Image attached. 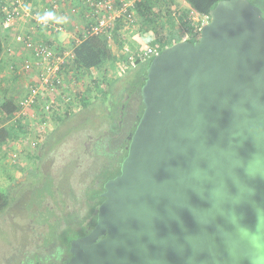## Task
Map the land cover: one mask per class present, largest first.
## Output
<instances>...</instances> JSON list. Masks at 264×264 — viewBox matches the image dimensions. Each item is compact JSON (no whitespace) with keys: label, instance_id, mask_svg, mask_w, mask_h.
Wrapping results in <instances>:
<instances>
[{"label":"water","instance_id":"water-1","mask_svg":"<svg viewBox=\"0 0 264 264\" xmlns=\"http://www.w3.org/2000/svg\"><path fill=\"white\" fill-rule=\"evenodd\" d=\"M155 54L121 172L65 264H264V4Z\"/></svg>","mask_w":264,"mask_h":264},{"label":"rangeland","instance_id":"rangeland-1","mask_svg":"<svg viewBox=\"0 0 264 264\" xmlns=\"http://www.w3.org/2000/svg\"><path fill=\"white\" fill-rule=\"evenodd\" d=\"M182 4L187 6L185 2ZM80 16L75 29L73 24L72 28L69 27L71 13L67 16V32L72 34V37L67 36L69 40L79 37V29L87 22L85 16L84 20ZM191 17L194 21L199 19L193 10ZM135 28L137 33L134 34L121 27L116 39L112 40L113 50L125 55L126 59L116 67L117 70L110 66L104 69L105 72L99 70L98 82L103 85L100 90L94 88L91 71L86 76L80 75L84 93L92 97L88 106L79 99L76 111L67 115L63 122H59L60 125L52 124L53 128L35 146L31 141L36 130L32 129L21 140L5 148V153L9 154L7 164L0 162V188L8 193L10 202L0 211V262L9 253H18L19 250H13L12 246L25 245L27 236H52L68 221L75 226V222L87 213V191L96 177L102 175V168L108 165L105 148H114L122 139L121 135L113 132L117 107L127 97V90L132 89L135 67L150 60L144 58L137 63L139 58L135 56L139 57V49L143 52L154 40L151 35L139 31V25ZM23 62L19 60L11 64L16 77L13 80L20 81V88H26L25 84L31 82L21 73ZM130 92L133 97L129 100L131 105L135 97L139 98V93ZM16 96L13 91L12 97ZM117 121H121L119 116ZM32 127L35 128L34 125ZM16 151L18 157L13 161L11 155Z\"/></svg>","mask_w":264,"mask_h":264},{"label":"trees","instance_id":"trees-1","mask_svg":"<svg viewBox=\"0 0 264 264\" xmlns=\"http://www.w3.org/2000/svg\"><path fill=\"white\" fill-rule=\"evenodd\" d=\"M219 1L220 0H143L137 4L136 25H139L140 31L152 36L154 40L152 43L157 45L161 51L172 43L183 39L186 33H190V35L193 36V38L190 39L191 41L196 40L201 33L198 28L199 26H196V24H200L201 21H194L191 17V11L195 10L198 12L200 16L199 20H201L203 15L209 16V11ZM259 1L264 4V0ZM182 2H185L187 6H184ZM175 5L177 7H175ZM5 15L6 13L4 17ZM173 15H175V17ZM148 38L150 37L148 36ZM80 39L81 42L74 46L73 61L70 68L81 76H86L89 73L88 71H94L96 69L105 72L107 66L117 70L116 67L126 59L125 55L117 54L113 50L112 44L105 34H95L86 38L81 34ZM3 50L4 38L0 35V63L2 61ZM151 60L152 58L142 64L139 63L141 59L137 60L139 64L134 69L136 78L132 81V89L127 90V95L131 93L130 91H132V93L137 91L139 93V98L135 97L134 100H140L139 102L141 104L138 108H130L123 116L120 114L123 103H126L125 99L117 107V115L113 121V132L116 135H121L120 137L122 139L114 148H105V152L109 158L107 161L108 165L102 168L100 171L102 175L96 177L95 182L87 191L86 203L88 209L85 216L79 219V222L76 221L79 226H71L65 233V237H68L67 240H69L67 243L68 246H70L71 240L87 234L95 226L98 206L104 200V197L101 196L103 190L101 183L109 178L117 176L121 172V164L127 154L130 136L135 130L139 117L144 109L141 96V85L146 79L147 67ZM98 81V79L93 80L95 89L99 88ZM78 96L81 97L84 106H88L90 99H92V97L84 93V91L79 92ZM19 101L16 102L13 98H10L5 100L2 104V119L3 121L7 120L8 123L0 126V144H13L15 141L21 140L23 135H28L31 131V124L28 122V119L15 118L21 109ZM118 116L121 121H117ZM64 119H60V123L61 121L63 122ZM38 157H40V155ZM9 202L8 193L0 188V211L6 208Z\"/></svg>","mask_w":264,"mask_h":264},{"label":"built area","instance_id":"built-area-1","mask_svg":"<svg viewBox=\"0 0 264 264\" xmlns=\"http://www.w3.org/2000/svg\"><path fill=\"white\" fill-rule=\"evenodd\" d=\"M53 1V8L64 3V0ZM141 1L143 0H82L86 8L85 18L87 20L83 28L84 37L105 34L112 42L116 39L121 27L133 33L137 29L135 28L137 4ZM21 4L22 0H10L6 8L3 27L14 32L17 42L27 48L31 56V58L24 60L22 71L32 78V82L28 91L20 98L21 109L15 118L28 119L31 124L30 130H36L31 141L32 145L35 146L53 128L51 127L52 124L59 123L60 119H64L76 111L80 99L78 95L79 92L83 91V83L81 76L72 70L70 65L73 61L74 46L81 42V39L80 36H76L77 38L75 37V40L71 41L73 43L71 48L61 50L59 46L53 43L39 38L34 39L31 35L23 32H17L18 23L22 19ZM71 8V13L77 15V8ZM193 11L199 16L198 12ZM199 19L198 21L201 23L196 24V26L198 25L201 31L202 25L209 21L210 16L203 15L202 19ZM36 25L49 33L63 32L72 37V34H68L65 24L57 23L47 17L36 18ZM184 38L191 39L193 36L186 33ZM159 52L160 49L157 45L149 44L143 52L139 49V57L136 55L135 58L141 60L151 58ZM129 58L133 57L129 56ZM98 72L99 70L96 69L89 73L92 80L99 79ZM98 85L99 88L103 87L101 83ZM16 157H18L17 151L11 155L13 161L16 160Z\"/></svg>","mask_w":264,"mask_h":264},{"label":"crops","instance_id":"crops-1","mask_svg":"<svg viewBox=\"0 0 264 264\" xmlns=\"http://www.w3.org/2000/svg\"><path fill=\"white\" fill-rule=\"evenodd\" d=\"M9 2L10 0H0V35L4 38V50L2 53V61L0 63V126L6 125L8 123L7 120L3 121L1 115L3 102L7 99L13 98V91L17 93L16 98L13 99L18 102L20 98L26 93V91H28V86L32 82V78L28 74L23 73V71H21L23 76L31 80L29 85L25 84L26 88H20V81L16 79L13 80L16 77L12 73L15 71L12 69L11 64L14 62H19V60L31 58V56L29 50L17 42L14 37V32L3 27L2 22ZM53 3V0H22V4L20 5L22 19L18 23L17 32H23L25 34L31 35L34 39L39 38L53 43L59 46V49L61 50L65 48H71L73 45L71 41L73 42V40H69L68 38L70 37H67V35L61 32L49 33L48 31L42 29V27L36 25V18L47 17L48 19H51L57 23L67 25L66 23L69 22V18L67 16L71 13L70 8L76 7L78 10L77 15L71 13L72 21L71 26L69 25V27L72 28V24L73 26L76 25V27H78L79 15L82 17L80 19H83L86 8L83 5L82 0H64L63 4H60L59 7L55 8H53ZM84 25H82L81 29H79L81 34H83ZM135 33H137V29L134 31V34ZM18 65L19 64H17V66ZM18 73H20V69ZM12 87L14 89H12ZM7 145L9 144H0V162L6 164L8 162L9 154L5 153V148L8 147Z\"/></svg>","mask_w":264,"mask_h":264},{"label":"flooded vegetation","instance_id":"flooded-vegetation-1","mask_svg":"<svg viewBox=\"0 0 264 264\" xmlns=\"http://www.w3.org/2000/svg\"><path fill=\"white\" fill-rule=\"evenodd\" d=\"M133 97L131 93L125 98L126 103H123L121 116L130 108H138L140 102L135 100L131 105L129 100ZM5 209V208H4ZM3 209V210H4ZM1 210V211H3ZM72 222L68 221L59 230H55L52 236H27L25 245L15 244L13 250H19L18 253L11 252L2 260V264H65L72 256L71 241L70 246L67 245L69 240L65 237V233L71 228ZM78 227V222H75ZM72 226V227H75ZM29 226L27 225V228ZM31 228H34L31 226ZM29 230V228H28ZM52 233V234H53ZM59 233V234H58ZM83 236V235H81ZM80 237V236H79ZM78 238V237H76ZM59 249V250H58ZM12 250V251H13Z\"/></svg>","mask_w":264,"mask_h":264}]
</instances>
